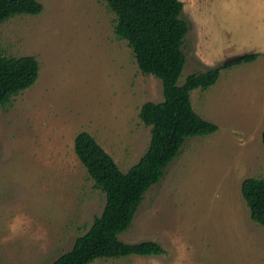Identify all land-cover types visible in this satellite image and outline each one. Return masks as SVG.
<instances>
[{
    "label": "rangeland",
    "instance_id": "rangeland-1",
    "mask_svg": "<svg viewBox=\"0 0 264 264\" xmlns=\"http://www.w3.org/2000/svg\"><path fill=\"white\" fill-rule=\"evenodd\" d=\"M39 2V15L0 24V57L39 65L34 85L0 106V264H50L70 250L104 205L75 136L89 133L126 172L150 140L140 107L162 101L161 82L139 71L103 0ZM181 2L189 31L179 85L228 59L259 57L194 90V108L218 130L185 142L120 235L157 242L164 254L92 264H264V228L240 193L244 179H264V0Z\"/></svg>",
    "mask_w": 264,
    "mask_h": 264
},
{
    "label": "trees",
    "instance_id": "trees-1",
    "mask_svg": "<svg viewBox=\"0 0 264 264\" xmlns=\"http://www.w3.org/2000/svg\"><path fill=\"white\" fill-rule=\"evenodd\" d=\"M114 15L113 32L126 42L139 71L161 82L162 101L146 102L138 117L150 128L147 149L138 162L122 172L112 157L86 131L73 141V151L94 188L104 195L100 215L77 237L70 250L50 264H92L101 259L160 256L162 246L154 241L126 243L120 239L132 225L146 193L164 177L168 166L192 137L215 133L218 126L193 109L191 93L213 86L220 72L257 60L258 53L228 59L219 66L192 72L182 85L178 79L186 63L183 52L189 25L182 19L181 0H103ZM39 0H0V24L19 15H39ZM39 65L32 56L0 57V106L31 88L38 79ZM264 151V129L261 133ZM241 196L250 219L264 228V179L242 181Z\"/></svg>",
    "mask_w": 264,
    "mask_h": 264
},
{
    "label": "crops",
    "instance_id": "crops-1",
    "mask_svg": "<svg viewBox=\"0 0 264 264\" xmlns=\"http://www.w3.org/2000/svg\"><path fill=\"white\" fill-rule=\"evenodd\" d=\"M194 93H195V91H193L192 94H191V96H190V98H191V103H192V107H193L194 111H195L200 117H202L203 119H205V120H207V121H210V122L216 124V123H215V120H213L214 117H212V115H211L210 117H208V116H206V114H205L203 111L199 112L198 110H196V109L194 108V105H193V102H192V95H193ZM262 131H263V130H262ZM261 133H262V132H261Z\"/></svg>",
    "mask_w": 264,
    "mask_h": 264
}]
</instances>
